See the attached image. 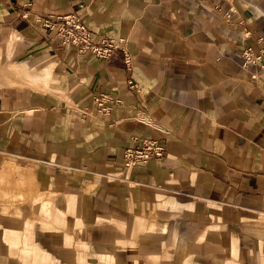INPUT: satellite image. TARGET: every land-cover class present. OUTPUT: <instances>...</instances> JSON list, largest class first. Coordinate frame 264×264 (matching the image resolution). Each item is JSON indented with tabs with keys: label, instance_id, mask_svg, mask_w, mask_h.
Listing matches in <instances>:
<instances>
[{
	"label": "crops",
	"instance_id": "crops-1",
	"mask_svg": "<svg viewBox=\"0 0 264 264\" xmlns=\"http://www.w3.org/2000/svg\"><path fill=\"white\" fill-rule=\"evenodd\" d=\"M70 12L123 38L132 70L43 25ZM247 45L264 47V0H0V185L10 163L33 169L38 206L0 193V264H264V79L242 68ZM98 93L119 99L106 117ZM146 135L165 154L125 169Z\"/></svg>",
	"mask_w": 264,
	"mask_h": 264
},
{
	"label": "built area",
	"instance_id": "built-area-1",
	"mask_svg": "<svg viewBox=\"0 0 264 264\" xmlns=\"http://www.w3.org/2000/svg\"><path fill=\"white\" fill-rule=\"evenodd\" d=\"M230 16L231 12H227V19ZM43 25L55 31V35L61 40L62 44L74 45L81 54L111 58L114 53L120 51L126 69L132 70V57L124 44V39L119 38L117 41H111L107 37L98 38L88 28L82 13L70 12L49 15L43 20ZM241 56L242 68L247 70L250 65H254L257 67V71H248V73L251 77H262L264 79V47L255 50L247 45L243 48ZM126 86L129 89L139 91V86L132 73L126 80ZM94 101L99 113L106 117L110 112V104L118 103L119 99L113 98L109 93H98L94 96ZM164 154V146L156 138L146 135L140 137L135 145L125 149L122 160L125 169H133L143 166L151 159L161 157Z\"/></svg>",
	"mask_w": 264,
	"mask_h": 264
},
{
	"label": "bare ground",
	"instance_id": "bare-ground-1",
	"mask_svg": "<svg viewBox=\"0 0 264 264\" xmlns=\"http://www.w3.org/2000/svg\"><path fill=\"white\" fill-rule=\"evenodd\" d=\"M5 188L10 187L12 193L28 200L34 189L33 181L34 170L16 163H10L5 169Z\"/></svg>",
	"mask_w": 264,
	"mask_h": 264
},
{
	"label": "rangeland",
	"instance_id": "rangeland-1",
	"mask_svg": "<svg viewBox=\"0 0 264 264\" xmlns=\"http://www.w3.org/2000/svg\"><path fill=\"white\" fill-rule=\"evenodd\" d=\"M15 160H18V161H20V159H15ZM3 179H4V177H2ZM3 185H5V184H3ZM3 185H0V193H2V194H5V195H12V202L14 203V204H20V203H22V202H25V203H23V204H20V205H22V206H27V207H30L31 209H33L34 210V212L36 213L37 212V205H35V207L34 206H31L30 204H28V203H26L28 200H26L25 198H23V197H20V196H18V195H15L14 193H12V189L10 188V187H4ZM34 189H32V191H33ZM30 196H31V194H30ZM29 196V197H30ZM3 203H4V201H0V205H2L3 206ZM49 207H47L46 209H44V210H47ZM41 210H43V208H41Z\"/></svg>",
	"mask_w": 264,
	"mask_h": 264
}]
</instances>
